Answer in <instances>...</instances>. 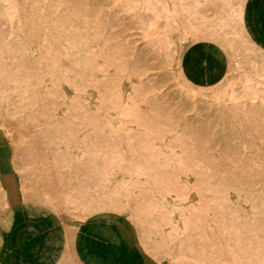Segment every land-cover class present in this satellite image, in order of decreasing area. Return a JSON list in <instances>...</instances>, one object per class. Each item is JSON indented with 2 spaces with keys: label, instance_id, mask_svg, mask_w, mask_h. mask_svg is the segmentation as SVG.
<instances>
[{
  "label": "rangeland",
  "instance_id": "374dc122",
  "mask_svg": "<svg viewBox=\"0 0 264 264\" xmlns=\"http://www.w3.org/2000/svg\"><path fill=\"white\" fill-rule=\"evenodd\" d=\"M179 3L173 14L165 0H0V120L20 148L45 155L16 167L1 130L0 177L30 219L49 215H30L21 177L32 166L35 183L49 169L62 176L51 159L78 143L65 155L91 162L98 177L126 169L109 193L97 180L86 190L103 215L81 221L117 249L111 224L128 232L131 259L161 264L140 233L148 218L167 234L152 243L176 250L174 263L264 264V49L248 39L240 0L220 15L210 0ZM195 8L227 28L251 68L236 70L216 38L197 30L187 16ZM68 188L69 198L79 191ZM58 213L77 218L50 214Z\"/></svg>",
  "mask_w": 264,
  "mask_h": 264
},
{
  "label": "bare ground",
  "instance_id": "6f19581e",
  "mask_svg": "<svg viewBox=\"0 0 264 264\" xmlns=\"http://www.w3.org/2000/svg\"><path fill=\"white\" fill-rule=\"evenodd\" d=\"M165 1L167 2L168 6L171 8L173 14L175 13V11L177 12L178 10L182 9L181 5H179L180 4L179 0H165ZM187 1H189V0H187ZM197 1L198 2H202L203 0H197ZM218 1L219 0H210V4H209V5H211L214 8V12L217 15L225 14V13L231 11V8L234 5L233 4L234 0H226V1H224L225 3L223 4V6L218 5ZM240 2H241L240 6L242 7V11H243L244 0H240ZM187 16H188V20H193V19L199 20L201 25H200V27L198 26L197 30L200 31L201 33L204 32V33L210 34V36H214L216 38V41H218V45L222 49H224L225 51L229 52L230 56L233 58V62H234V65L236 66V70H238L239 65L242 66L243 68H251L252 63H253L251 56L248 59L244 58V54L242 53V47L238 46L236 44V42L233 40V38H229L228 37L227 34L229 33V31L227 30V28L220 26L219 25L220 22H218V20L216 18H215L216 20H214V19L213 20H208L203 15L202 10L199 9V8H195L194 10L189 11V13H187ZM209 27H211L212 29L209 30ZM184 31H186V30L185 29H180V33H179L178 36L180 37L181 34ZM191 32H195V30L188 31V33H191ZM247 36H248V39L251 41L252 39H251V37L249 36L248 33H247ZM176 39L177 40L173 43V46L171 48L172 55L174 54L175 48L177 47L178 42H179V38H176ZM256 45L259 48H261V46H259V44H256ZM260 55H262V54H260ZM114 123L116 125H119V122L115 121ZM1 130L8 136V139L12 142V145H13V148H14L13 155H12V162L14 163V165L16 167H23L26 164L33 163V161H35V160H38L39 162L42 161V158H44L45 155H43V153H41L39 150H37L35 148H32V147L24 148V150H23L22 148H20V146H18L17 144H15L13 142V140L15 139V136L10 131V125L3 119L0 120V131ZM64 142H68V143L72 144L73 143V138H70L68 136V138ZM73 144H75V143H73ZM75 148L78 149V143H76V146L72 145V146H67L66 148H63L62 150L64 152L61 153L60 156H55V157H53L55 159H51V161L55 165L56 164H61L62 165V167L60 169H58L60 171V173L63 174L62 176H60V175L56 176L55 175V173L57 171V168H55V165L54 166L52 165V167H54L55 169H49L47 171L48 172L47 175L45 176L46 181H44V183H39L38 184V183H35V181H34V177L33 176L36 173V169H34V167L32 166L31 169L28 171L27 175L21 177L22 192H23V195H24L25 205H26L27 209L29 210L30 215H32V216L33 215H39V214L45 215V214H50V213H53V212H60V211H63V210H71L74 214H76L77 218L80 219L79 220L80 223L78 221L77 222L82 227L83 234L86 235V233H85V228H86L85 224L86 223L81 221L83 219V217H82L83 214L90 213L91 215H103V214H101V213H99L97 211L98 207L96 205L86 202V200L84 199V196L86 195V190L89 187H91V189L93 190V187H94L93 183L96 182V180H97V183H99V186H100V190L109 193V190L113 188V183L117 182L116 180L121 179L123 176H125L126 169L124 168L123 171L121 172V174L119 176H117V177H113L111 175L108 177V176L105 175V176H103V178L102 177L100 178V177H98V174H97L98 171L92 169V165L93 164H91V162L86 163L85 161H83L80 158H79V160L76 159V160L73 161V160L69 159L66 156V155H69V154L65 155L66 151H71V152H73L72 153L73 155H76ZM78 153L79 152H77V155H78ZM64 165H66V166H64ZM87 166H89V168ZM145 171L147 172L148 170H145ZM141 173H143V171ZM95 177H98V178H95ZM68 183L74 184L76 186V189L79 190L71 198L67 197L68 189H69L68 188ZM61 184H63V186H61ZM82 195H84V196L82 197ZM166 201L168 203H170L172 208L175 207V204L173 203L172 200L168 199ZM110 209H111V205L110 204H106V208L104 209L105 213H108V210H110ZM166 216H168V215H166ZM13 217H14V212H13L12 206H11L10 202L8 201L6 190H5V188L3 187V185H2V183L0 181V247L3 244L5 235L10 232V228H11L12 223H13ZM143 220H144L143 222H140V225L143 228V230H140V233L142 234L143 240L145 242L151 243V244H148V246L152 248V253L156 256L158 262H160L162 264L163 262H166V260H169V261H171L170 262L171 264H180V263L172 262V260L169 258L170 254L173 253L176 250H173L170 246H169V248L167 250H162L160 248H155L156 244L154 242L152 243V241H157L158 234L161 235L163 233L162 234L163 236H165L167 234L165 232H162L163 230L159 231L160 229L158 230V227L155 224L152 225L150 223L151 221L148 218L147 219L143 218ZM100 223L102 224V223H106V222H103L102 220H100ZM66 229L65 230H66V233H67L68 228H66ZM57 230H59V229H57ZM57 230L54 231L55 233L53 235L54 236L53 238H55V239L58 238L59 241H61L60 240L61 239L60 238V234L63 233V232L58 233ZM75 230H77V229H75ZM89 230H90V232H92L91 234H93L94 232H97L100 236L108 237V235H103V233H104L103 228L99 229L97 227L96 230H95L93 227H89ZM62 235L65 236V233L62 234ZM67 235L69 237V234H67ZM77 235H78V233H77ZM163 236H161L162 239H163ZM65 237H67V236H65ZM68 237H67V239L70 240L71 238L69 239ZM168 237L170 238V235H168ZM80 238H82V237H80ZM169 238H167V239H169ZM62 239H63V237H62ZM71 241H74V240L71 239L69 241V243ZM77 241H79V240H77ZM111 241H112V247H114V249L117 251L116 241L113 238H111ZM61 242H64V239ZM61 242L60 243L56 242V243L57 244H61ZM81 242L83 243V240ZM56 243L54 245H56ZM67 243H65L66 244L65 246H63L61 244L59 247L63 246L64 248L61 247V252H64L63 253L64 255L69 256L70 255L69 251L74 252V250H71L70 247H69V246H72V244L74 242H72L71 245L69 243L68 244ZM83 245H84V243H83ZM78 246H80V245H78ZM68 247H69V250H68ZM75 247H77V246L75 245ZM75 247H71V248L74 249ZM45 248H47V247H45ZM48 248H50V247H48ZM48 248L45 249V250H49ZM104 248H106V247L104 246ZM38 249H40V248H38ZM57 249H55V251ZM63 249H64V251H63ZM59 250H60V248H59ZM75 250H77V249H75ZM95 251L97 252L96 249H95ZM79 252H81V251H79ZM88 252L89 251L85 250L84 252H82L83 253L82 256H80V253H79L78 259L81 258V257H84V258L85 257H89L91 254H89ZM34 253H35V251L33 252V254ZM37 253H39V252H37ZM37 253H36V255H37ZM75 254H77V253H75ZM75 254L72 255V256L75 257ZM101 255L102 254L100 252H98V256L97 255L93 256V257L97 256L96 257L97 259H95L94 262L98 260V264H100V262L105 259V258L103 259V257ZM39 256L35 257L34 259L38 258ZM112 257H113V255H112ZM22 258H24V257H22ZM84 258H82L83 259V264H84V261H85ZM42 260H44V258ZM106 260H108V259H106ZM67 261H66V264H67ZM80 261H81V259H79V263H80ZM114 261H115V259H114ZM88 262H90V261H87L86 263H88ZM106 262L107 261H105V263ZM103 263H104V261H103ZM109 263H111V262H109ZM109 263H106V264H109ZM75 264H77V262ZM80 264H82V263H80Z\"/></svg>",
  "mask_w": 264,
  "mask_h": 264
},
{
  "label": "crops",
  "instance_id": "0c3cea01",
  "mask_svg": "<svg viewBox=\"0 0 264 264\" xmlns=\"http://www.w3.org/2000/svg\"><path fill=\"white\" fill-rule=\"evenodd\" d=\"M242 23H243V27L246 29L247 33L249 34L251 39L255 42V44H259V46H261V48L264 49V0H246V1L244 0L243 22ZM209 44L214 49L213 51L214 55L215 56L217 55L221 59V61H223L227 65V69H228V64L224 60V55L222 54V51L218 49L217 47H215L214 44H212L211 42H209ZM205 48L208 50L209 46L206 44ZM0 181L6 190V193L8 195L7 197L8 201L10 202L13 212H14L13 223L10 228V232L6 236L7 239L5 242V246L0 250V264H12V263L13 264H43V263L44 264H66L67 260H68L67 264H75L76 262L77 264H80V263L83 264L82 258L84 257L79 258L82 261V262L80 261L79 263L78 256H79V253H80V256H82L83 254L82 252H84L85 250L89 251L88 253L91 255L89 257H85L86 259L84 258L85 260L84 264H89V263L98 264V260L94 262V260L97 259L96 257L98 256V252L102 254L101 256L103 257V259L105 258L104 260L100 262V264H106L109 262H111L109 264H114L115 262H116L115 264H155L154 262H151V260L148 262H145L144 261L145 259L142 258V256H139L138 253L137 254L134 253V256H132L133 258L131 259L130 250H129L130 242H129V237L127 235L128 232H126L124 229H121L120 227L114 226L113 224H111L112 228L115 229L121 237L120 244L117 249L118 252L112 247L111 237H103V236L99 237L96 234H91L92 232H90L89 227L87 226L85 228L86 235L83 234L82 232L83 229L79 224L80 223L79 220L75 216L69 213L49 214L46 216H39L34 219H30L29 215L26 212H24L22 208H20V205L16 201V196L13 193L11 195V190L8 189V187H6L1 177H0ZM66 228H68L67 233H66V230H67ZM56 230L58 233L63 232L60 234L61 241H63L64 239L65 243L67 242L69 243L71 239L74 240L69 243L71 245L72 242H74L72 246L68 245L71 250H74V252L69 251V254H70L69 256L64 255L63 254L64 252H61V247L65 246L66 244L64 242L59 241L58 238H57L58 240L53 238L54 237L53 235L55 233L54 231ZM64 233H65V236L67 237H68L67 234H69L68 238L69 239L71 238V239L68 240L67 237L62 235ZM82 240H83L84 245L81 242ZM56 242L57 243L61 242L63 246L59 247L61 244H57ZM55 243L56 245H54ZM77 244L80 245L81 247L78 246ZM75 245L77 247H75ZM104 246L106 248H104ZM45 247L47 248L50 247V248H48L49 250H45L47 249ZM58 247L60 248V250ZM69 247H68V250H69ZM71 247H75V248L73 249ZM55 249L57 250L55 251ZM95 249L97 250V252L95 251ZM32 251L33 252L35 251L34 253L35 255L33 254ZM36 251L39 253H37ZM74 254H75V257L72 256ZM20 255L24 258H22ZM95 255L97 256L93 257ZM37 256L39 257L34 259ZM43 258L44 260H42ZM86 260L90 262L86 263L87 262ZM105 261L107 262L105 263Z\"/></svg>",
  "mask_w": 264,
  "mask_h": 264
}]
</instances>
